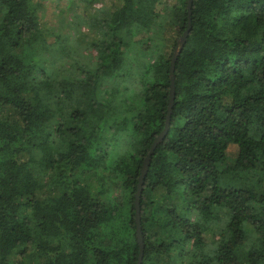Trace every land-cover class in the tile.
Masks as SVG:
<instances>
[{
  "label": "trees",
  "instance_id": "1",
  "mask_svg": "<svg viewBox=\"0 0 264 264\" xmlns=\"http://www.w3.org/2000/svg\"><path fill=\"white\" fill-rule=\"evenodd\" d=\"M39 2L0 0V264H138L134 198L165 125L176 48L169 130L139 198L140 264H264V0H192L182 46L187 0L164 13L161 0H117L89 19L105 33L94 70L65 77L36 62L54 46ZM167 24L168 50L125 57ZM105 79L125 86L103 103ZM231 149L234 166L220 171ZM231 172L253 174L254 187L222 186Z\"/></svg>",
  "mask_w": 264,
  "mask_h": 264
},
{
  "label": "rangeland",
  "instance_id": "2",
  "mask_svg": "<svg viewBox=\"0 0 264 264\" xmlns=\"http://www.w3.org/2000/svg\"><path fill=\"white\" fill-rule=\"evenodd\" d=\"M117 5V0H103V2L94 4L92 7H84V5L71 2L70 0H42V2L37 3V15L41 33L47 42L46 44H50L49 47L51 45L54 46L50 48V52L47 55L38 57L36 62L48 70V66L52 65L53 73L58 74L64 72V77L65 71L67 72L70 69L74 71V68L79 72V75L94 70L98 62L96 44L105 39V33L100 29H91L89 27V19L97 17L103 10H113ZM174 5L182 7L185 5V0H161V3L157 6V10L158 12L164 13L166 10L165 6L172 8ZM164 22L168 23L169 18L165 17ZM142 37L146 39L145 37H149V35L144 34ZM173 39H175L173 29L168 27V24L166 30H163L162 27L156 28L150 34V39L136 48L138 51L136 54L132 53L131 49L124 50L125 57L127 59L130 58V60L136 57L148 60L151 56L145 51L147 44L154 51L168 50ZM60 45L67 48L66 52L68 54L64 55V52L61 51L57 53L60 50L57 49ZM115 82L117 85L125 86L124 83H121L119 80L116 81L115 79H105L96 85L95 94L100 101L105 103L109 100L110 91ZM5 116L6 112L1 111L0 119H3ZM234 160L235 150L231 149L227 154L226 160L218 166L219 170L225 171L228 168H232L234 166ZM252 178H254L253 174L245 175L239 172H231L221 177V185L235 188L243 186L254 187L255 184ZM262 189H264V185ZM219 216L223 218V212L219 213ZM245 229L248 235L253 234L251 227L247 226ZM156 232L160 234L162 239H165L164 232L158 228ZM210 237V234H206L208 242ZM173 264H180V261H175Z\"/></svg>",
  "mask_w": 264,
  "mask_h": 264
},
{
  "label": "water",
  "instance_id": "3",
  "mask_svg": "<svg viewBox=\"0 0 264 264\" xmlns=\"http://www.w3.org/2000/svg\"><path fill=\"white\" fill-rule=\"evenodd\" d=\"M191 6H192V0H187V2H186V10H187V14H188V25H187V30L185 31L184 35L182 36V38L180 40V45L181 46L185 42V40L187 38V35H188V32L190 30ZM178 54H179V48H176L174 50V54H173L172 59H171L170 70H169L170 71L169 72L170 80H171L170 99H169L168 114H167V117H166L165 125H164V128H163L162 132L153 141L152 146H151V148L149 150V153H148L146 159L144 160V163H143L142 169H141V175L139 177V181H138V185H137L135 198H134L135 231H136L137 241H138V244H139V247H140V254H139L138 264L141 263L142 250H143L141 227H140L139 198H140V195H141L143 179H144V176L146 175V172L148 170V166H149V161H150L151 155H152L153 151L155 150L156 146L166 137V135L168 133V130H169L171 107H172L173 98H174V75H173V72H174V64H175V61H176V58H177Z\"/></svg>",
  "mask_w": 264,
  "mask_h": 264
}]
</instances>
